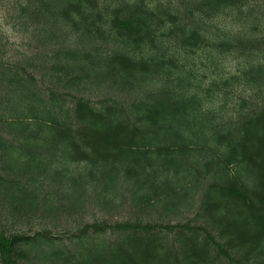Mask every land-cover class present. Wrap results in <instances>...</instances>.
I'll list each match as a JSON object with an SVG mask.
<instances>
[{"label":"trees","instance_id":"16d2710c","mask_svg":"<svg viewBox=\"0 0 264 264\" xmlns=\"http://www.w3.org/2000/svg\"><path fill=\"white\" fill-rule=\"evenodd\" d=\"M11 4L0 264H264V0Z\"/></svg>","mask_w":264,"mask_h":264},{"label":"rangeland","instance_id":"374dc122","mask_svg":"<svg viewBox=\"0 0 264 264\" xmlns=\"http://www.w3.org/2000/svg\"><path fill=\"white\" fill-rule=\"evenodd\" d=\"M12 1L13 0H0V44L2 45V48H4V53H2V60H0V62H2V65H5V67L8 66L9 63L17 62L19 58H22L25 54L31 51L28 44V41H30L28 40V35L23 32L18 20L15 18V13L11 4ZM235 64V61H228L226 63V69L230 70V68H235ZM35 75L37 85L40 89H43L48 93V90L51 91V89L54 88L55 84L52 82L53 78L49 76L43 77L39 74ZM65 218L66 217L57 218V225L49 223V221H44L42 225H39V221L36 220L34 224L25 225L24 227L27 230L30 228L37 230L40 227H44L50 232L60 233L63 238H66L68 235V230H66V228H69L71 224L72 226H75V223L73 224L72 220H67ZM90 220L92 221V219ZM11 221L12 220L7 217L1 219L2 224L8 229L18 228L17 226L20 227L17 223L13 225ZM77 221L78 219L75 220V222ZM66 224H68L67 227Z\"/></svg>","mask_w":264,"mask_h":264}]
</instances>
